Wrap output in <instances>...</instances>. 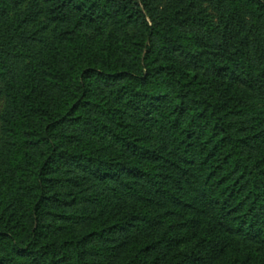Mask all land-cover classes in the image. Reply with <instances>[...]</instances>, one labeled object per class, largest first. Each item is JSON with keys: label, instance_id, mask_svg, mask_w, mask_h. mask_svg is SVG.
I'll return each instance as SVG.
<instances>
[{"label": "trees", "instance_id": "obj_1", "mask_svg": "<svg viewBox=\"0 0 264 264\" xmlns=\"http://www.w3.org/2000/svg\"><path fill=\"white\" fill-rule=\"evenodd\" d=\"M262 249L264 0H0V264Z\"/></svg>", "mask_w": 264, "mask_h": 264}, {"label": "rangeland", "instance_id": "obj_2", "mask_svg": "<svg viewBox=\"0 0 264 264\" xmlns=\"http://www.w3.org/2000/svg\"><path fill=\"white\" fill-rule=\"evenodd\" d=\"M257 254L259 255L260 258H263L264 257V249L262 250H258L257 251ZM259 260V259H258Z\"/></svg>", "mask_w": 264, "mask_h": 264}]
</instances>
